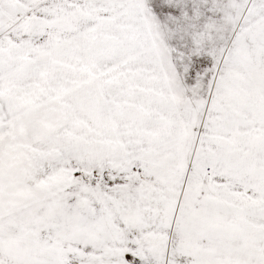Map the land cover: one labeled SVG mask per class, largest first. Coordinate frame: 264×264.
I'll list each match as a JSON object with an SVG mask.
<instances>
[{
	"label": "snow or ice",
	"instance_id": "snow-or-ice-1",
	"mask_svg": "<svg viewBox=\"0 0 264 264\" xmlns=\"http://www.w3.org/2000/svg\"><path fill=\"white\" fill-rule=\"evenodd\" d=\"M0 264H264V0H0Z\"/></svg>",
	"mask_w": 264,
	"mask_h": 264
}]
</instances>
